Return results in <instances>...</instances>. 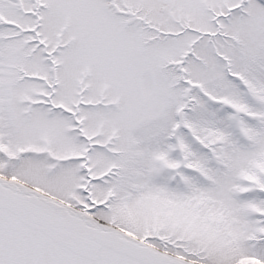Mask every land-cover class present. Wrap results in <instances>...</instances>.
Instances as JSON below:
<instances>
[{"label":"snow or ice","instance_id":"obj_1","mask_svg":"<svg viewBox=\"0 0 264 264\" xmlns=\"http://www.w3.org/2000/svg\"><path fill=\"white\" fill-rule=\"evenodd\" d=\"M0 264H264V0H0Z\"/></svg>","mask_w":264,"mask_h":264}]
</instances>
